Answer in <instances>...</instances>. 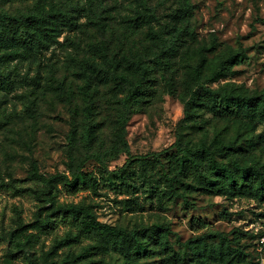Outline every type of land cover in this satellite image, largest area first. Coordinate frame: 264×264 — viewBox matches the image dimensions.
I'll use <instances>...</instances> for the list:
<instances>
[{
  "label": "rangeland",
  "instance_id": "374dc122",
  "mask_svg": "<svg viewBox=\"0 0 264 264\" xmlns=\"http://www.w3.org/2000/svg\"><path fill=\"white\" fill-rule=\"evenodd\" d=\"M21 12L68 20L32 25L29 46L0 42V68L30 80L0 84V264H75L73 251L54 248L37 228L21 236L18 258L9 248L21 226L69 203L150 251L128 248L127 256L103 240L90 247L99 264H264V195L233 189L211 170L181 174L183 164L189 177L193 163L207 164L205 148L224 166L264 171V0H0V15ZM237 52L246 58L213 80L210 69ZM139 57L155 92L127 109L110 74L137 80ZM204 89L250 98L251 106L218 112ZM35 166L47 177L81 170L97 190L42 201L4 191Z\"/></svg>",
  "mask_w": 264,
  "mask_h": 264
},
{
  "label": "trees",
  "instance_id": "16d2710c",
  "mask_svg": "<svg viewBox=\"0 0 264 264\" xmlns=\"http://www.w3.org/2000/svg\"><path fill=\"white\" fill-rule=\"evenodd\" d=\"M18 2H34L39 0H17ZM54 1V0H48ZM71 1V0H66ZM62 18L68 20L66 13H41L25 14L19 13L17 16L0 15V42L11 38L14 41L20 42L25 46L31 45L33 42L32 25L42 26L43 23L50 18ZM246 55L244 52L232 53L225 61L221 62L219 70L211 68L213 80L218 79L226 67L232 65L239 60H244ZM204 63L200 62L193 69L194 77L200 80L204 73ZM135 70L139 74L137 80H131L128 76L110 74V79L122 87L121 103L127 109L134 108L143 99H149L154 94V81L151 79L150 71L144 66V60L139 57L135 63ZM104 76H109L105 73ZM26 77L15 73L8 72L0 68V84L11 86L15 83L29 82ZM203 91V90H201ZM201 91L192 94L188 106L194 105L197 102L198 95ZM209 99L214 110L222 112V110L232 111L241 107L249 108L251 106L250 98H245L232 93H221L219 90L204 89L203 92ZM262 112L264 113V102L262 104ZM223 148H227L225 145ZM207 156L206 165H198L196 163L193 173L185 174V164L181 169V174L187 178L203 177L204 174L211 170L214 174L228 182L233 189L250 190L264 195V171L262 168L254 165L245 166L240 161H233L228 166L218 163L214 158V152L211 148H205L202 153ZM192 155H196L193 153ZM182 162L190 160L189 157H183ZM195 162V161H192ZM81 170L75 171L71 176L54 175L47 177L41 174L35 166L30 177L24 180H15L12 183L2 185L5 192L19 198L42 201L48 196H57L61 192L68 197H75L85 191H96V184L89 185L85 175L81 174ZM222 180L219 181V185ZM61 185V189H59ZM37 228L43 234L52 236V245L56 249H62L66 252L73 251L75 255V264H99L100 257L96 252H92L90 247L97 245L100 241L110 240L112 247L116 251L122 252L128 256L127 249L130 248L132 253L139 256H148V245L141 238L129 234L126 231L112 227L108 224L100 222L96 215L86 206L69 203L60 205L58 208L47 213L43 221H37L31 226H21L19 230L11 236L9 248L15 258H18L22 252L23 240L21 236L28 228ZM63 228V233L60 229ZM155 232H148V236H153ZM122 241H127L128 246L121 244ZM110 246V245H106ZM128 264H135L133 261H128Z\"/></svg>",
  "mask_w": 264,
  "mask_h": 264
},
{
  "label": "built area",
  "instance_id": "2783aa9c",
  "mask_svg": "<svg viewBox=\"0 0 264 264\" xmlns=\"http://www.w3.org/2000/svg\"><path fill=\"white\" fill-rule=\"evenodd\" d=\"M264 240V239H263Z\"/></svg>",
  "mask_w": 264,
  "mask_h": 264
}]
</instances>
